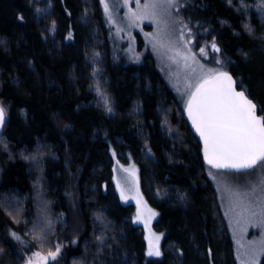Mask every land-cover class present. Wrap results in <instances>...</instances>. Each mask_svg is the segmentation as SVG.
Here are the masks:
<instances>
[{"label":"trees","instance_id":"1","mask_svg":"<svg viewBox=\"0 0 264 264\" xmlns=\"http://www.w3.org/2000/svg\"><path fill=\"white\" fill-rule=\"evenodd\" d=\"M187 2L264 116V0ZM0 104V264L57 247L54 264H238L186 109L153 55L115 58L101 0H0ZM131 159L159 211L160 260L115 184Z\"/></svg>","mask_w":264,"mask_h":264},{"label":"rangeland","instance_id":"2","mask_svg":"<svg viewBox=\"0 0 264 264\" xmlns=\"http://www.w3.org/2000/svg\"><path fill=\"white\" fill-rule=\"evenodd\" d=\"M101 1L103 8L105 3L108 5V11L105 8L104 11L112 27L115 58L142 63L148 54L153 55L159 70L175 91L184 109L187 108L189 93L194 90L188 85L194 86L203 71H226L228 59L222 52H214L211 48L213 43L219 48L217 37L208 27L187 15V0H175L171 5L167 0ZM152 4L157 7H149L148 14H145L144 6ZM201 48L205 49L206 55L200 53ZM193 55L195 60L191 59ZM185 56L189 57L187 67ZM192 69L196 71L193 72ZM4 151L0 140V181L3 174L1 153ZM133 166L134 175L131 171H124L131 170ZM207 174L218 190L221 209L234 239L238 264H248L251 260H255V264H264V250L260 243L264 241V183L261 182L264 180V168L231 172L209 167ZM114 180L122 201L135 207L133 222L144 233L147 252L150 238L154 245H158L161 255H147L148 260H160L163 256L164 234L156 229L159 211L150 204L143 192L139 165L132 159L128 163L115 161ZM152 234L159 236V241ZM36 253L40 255L37 256ZM40 258L42 264L55 262L49 254H41L38 249L28 250L27 261H32L31 264Z\"/></svg>","mask_w":264,"mask_h":264},{"label":"snow or ice","instance_id":"3","mask_svg":"<svg viewBox=\"0 0 264 264\" xmlns=\"http://www.w3.org/2000/svg\"><path fill=\"white\" fill-rule=\"evenodd\" d=\"M171 5L175 0H167ZM145 14L149 7L156 8V4L145 5ZM108 11V5H104ZM154 15V13H151ZM22 20L23 17H20ZM53 25V30H54ZM251 31V29H249ZM69 38H71L69 36ZM214 52L220 49L215 43L211 45ZM200 53L206 55L205 49ZM189 57L185 56V66ZM191 59L195 60L193 55ZM219 63V61H217ZM201 69L203 66L201 65ZM195 72V69H192ZM235 81L225 71L207 69L198 77L197 83L189 88H194L188 95L187 113L196 132L204 142V156L207 163L216 169H234L236 171L264 168V116H257L256 105L249 99L244 91H237ZM111 111V109H108ZM5 121V110L0 107V127ZM135 174L132 169H124ZM264 183V180L261 181ZM119 185V181H117ZM123 196V191L121 192ZM139 204V201H137ZM151 212V210L149 209ZM154 216L155 213H152ZM137 218L139 219V213ZM264 223V221H262ZM156 241L160 237L152 234ZM19 239V237H17ZM261 249L264 250V241H261ZM59 253V247L55 253H50L51 259H55ZM39 256V253H36ZM148 256H160L158 245H154L149 239ZM45 260L47 258H44ZM31 264V262H30ZM248 264H255L251 260Z\"/></svg>","mask_w":264,"mask_h":264},{"label":"water","instance_id":"4","mask_svg":"<svg viewBox=\"0 0 264 264\" xmlns=\"http://www.w3.org/2000/svg\"><path fill=\"white\" fill-rule=\"evenodd\" d=\"M225 72H227L230 76H232L233 80L236 82V83H235V88H236V90H237V91H244V92H245V95H246L249 99H251L245 90L239 88V86H238V84H237V81H236L234 75L232 74V72H228V71H225ZM251 100H252V99H251ZM252 101H253V100H252ZM253 103L256 105V114H257V116H262V115L260 114V112H259V108H258L257 104H256L254 101H253ZM0 107H2L1 104H0ZM186 114H187V118H188V120H189V122H190V124H191V127H192L193 131L195 132L196 136L200 139V142H201V144H202V152H203V155H204V142H203V139L200 137L199 133L196 132L195 126L192 124V121L189 119V117H188V113H187V108H186ZM6 120H7V115H6V111H5V121H4L3 126L0 127V134H1V132L3 131V129H4V127H5ZM204 158H205V156H204ZM205 161H206V163H207L206 158H205ZM207 164H208V163H207ZM208 165H209V164H208ZM209 166L212 167L211 165H209ZM212 168H213V167H212ZM213 169H216V168H213ZM216 170H219V171H231V172H241V171H248V170H251V169H246V170H241V171H236V170H234V169H216Z\"/></svg>","mask_w":264,"mask_h":264}]
</instances>
